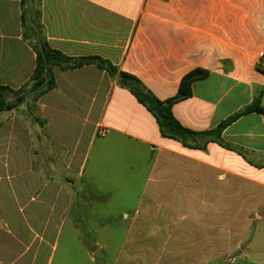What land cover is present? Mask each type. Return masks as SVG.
<instances>
[{"label": "crops", "instance_id": "obj_1", "mask_svg": "<svg viewBox=\"0 0 264 264\" xmlns=\"http://www.w3.org/2000/svg\"><path fill=\"white\" fill-rule=\"evenodd\" d=\"M40 8L50 48L108 60L160 101L174 98L189 72L208 71L193 83L192 96L173 107L194 132L215 130L257 101L264 106V0H41ZM34 43L22 0H0L1 86L18 91L31 80ZM54 74L55 89L0 114V185L20 178L25 192L19 212H0V264L54 263L56 242L31 220L47 202L51 215L72 212L74 187L83 184L78 180L99 136L106 141L98 150L99 171L109 151L129 155L133 146L150 163H160L158 156L179 160L195 195L215 188L219 202L235 195L264 202V115H244L220 142L202 137L191 148L165 137L153 114L107 71L93 65ZM41 189H48L47 198Z\"/></svg>", "mask_w": 264, "mask_h": 264}, {"label": "rangeland", "instance_id": "obj_2", "mask_svg": "<svg viewBox=\"0 0 264 264\" xmlns=\"http://www.w3.org/2000/svg\"><path fill=\"white\" fill-rule=\"evenodd\" d=\"M97 140L78 180L83 184L74 187L72 212L51 215L47 202L31 220L56 242L53 264H264V202L243 195L219 202L215 188L195 195L179 160L158 156L160 163H150L133 146L129 155L109 151L99 171L98 150L106 141ZM1 184L0 212H19L20 178ZM40 196L47 198L48 189Z\"/></svg>", "mask_w": 264, "mask_h": 264}, {"label": "trees", "instance_id": "obj_3", "mask_svg": "<svg viewBox=\"0 0 264 264\" xmlns=\"http://www.w3.org/2000/svg\"><path fill=\"white\" fill-rule=\"evenodd\" d=\"M22 7L23 24L27 34L29 33L35 40L33 46L37 54V67L31 80L18 91L0 85V114L13 111L28 99L37 101L55 89L54 71L56 68L76 70L94 65L107 71L110 76L117 77L120 85L130 90L139 103L144 105L156 118L165 137L181 140L187 147L193 148L194 144L192 143L202 137H213L215 141L220 142L222 132L240 117L250 113L264 115V106H261L257 101L222 122L215 130L198 133L185 128L175 118L173 107L176 103L192 96L193 83L205 79L209 75L208 71L198 68L189 72L182 78L177 95L167 101H160L144 87L140 80L127 73L119 72L108 60L100 57L72 58L59 50L50 48L42 33L41 0H22Z\"/></svg>", "mask_w": 264, "mask_h": 264}, {"label": "built area", "instance_id": "obj_4", "mask_svg": "<svg viewBox=\"0 0 264 264\" xmlns=\"http://www.w3.org/2000/svg\"><path fill=\"white\" fill-rule=\"evenodd\" d=\"M100 134L103 135V134H105V132L104 131L103 132L101 131Z\"/></svg>", "mask_w": 264, "mask_h": 264}]
</instances>
